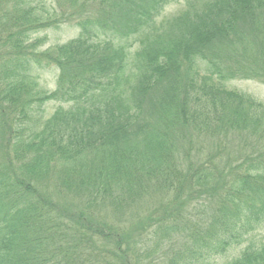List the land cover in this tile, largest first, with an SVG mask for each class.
Returning a JSON list of instances; mask_svg holds the SVG:
<instances>
[{
    "label": "trees",
    "instance_id": "1",
    "mask_svg": "<svg viewBox=\"0 0 264 264\" xmlns=\"http://www.w3.org/2000/svg\"><path fill=\"white\" fill-rule=\"evenodd\" d=\"M171 1L0 0V264H264V0Z\"/></svg>",
    "mask_w": 264,
    "mask_h": 264
},
{
    "label": "rangeland",
    "instance_id": "2",
    "mask_svg": "<svg viewBox=\"0 0 264 264\" xmlns=\"http://www.w3.org/2000/svg\"><path fill=\"white\" fill-rule=\"evenodd\" d=\"M185 7V0H173L168 2L164 8L161 10L160 14L156 17V23L160 24L167 18L176 15L180 10ZM79 28L73 24L65 23L61 24L55 28H46L44 30L38 31L31 34V40L34 38H44L42 45L38 50H43L47 47H51L57 44L66 42L69 39L75 38L78 35ZM32 75H37L38 82L41 88L45 90H53L55 88V80L57 76V69L54 66L49 67H38L34 64L31 65ZM225 87L228 89H235L247 94H250L259 101L264 102V84L248 79H232L224 82ZM58 106V103L50 101L45 105V115H50L53 110ZM202 144L201 141L198 142ZM204 143V141H203ZM232 146V152L235 151ZM144 207L139 206L138 208L129 209L126 212L117 213L114 212L109 207H103L98 210L100 217L105 218L109 223L115 225V227H120L127 229L132 223H135L137 215H142ZM140 213V214H139ZM237 253V250L230 251L222 260L225 258L232 257Z\"/></svg>",
    "mask_w": 264,
    "mask_h": 264
}]
</instances>
